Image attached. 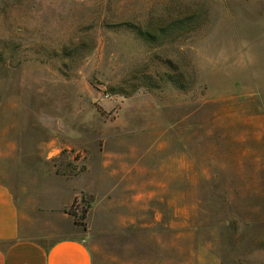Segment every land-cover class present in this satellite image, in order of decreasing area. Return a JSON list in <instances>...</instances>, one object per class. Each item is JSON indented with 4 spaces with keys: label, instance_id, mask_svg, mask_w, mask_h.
I'll list each match as a JSON object with an SVG mask.
<instances>
[{
    "label": "rangeland",
    "instance_id": "obj_1",
    "mask_svg": "<svg viewBox=\"0 0 264 264\" xmlns=\"http://www.w3.org/2000/svg\"><path fill=\"white\" fill-rule=\"evenodd\" d=\"M1 53L0 181L92 187L94 264H264V0H0Z\"/></svg>",
    "mask_w": 264,
    "mask_h": 264
},
{
    "label": "crops",
    "instance_id": "obj_2",
    "mask_svg": "<svg viewBox=\"0 0 264 264\" xmlns=\"http://www.w3.org/2000/svg\"><path fill=\"white\" fill-rule=\"evenodd\" d=\"M76 179L48 175L19 195L0 181V264H94L86 231L69 213L92 187L66 197L59 193Z\"/></svg>",
    "mask_w": 264,
    "mask_h": 264
},
{
    "label": "trees",
    "instance_id": "obj_3",
    "mask_svg": "<svg viewBox=\"0 0 264 264\" xmlns=\"http://www.w3.org/2000/svg\"><path fill=\"white\" fill-rule=\"evenodd\" d=\"M181 23H186V20H182V22H180V24ZM176 27H178L177 24H176ZM139 33L142 34V32H139ZM7 63H8V61L5 57V55L3 53H1L0 54V66L6 67ZM67 154H68V150L64 149L61 151L60 155L57 158H54V166L56 167V173L63 174L66 176H76L79 174V172H76L74 170L72 162H71V160H69V157L67 156ZM84 170H85V168H82L80 171H84ZM76 202H77V198L75 199L73 205L69 209V213L75 217L76 224L84 225L83 221L86 219L88 209L84 208L82 210V213L79 216L77 214L75 208H74V205Z\"/></svg>",
    "mask_w": 264,
    "mask_h": 264
}]
</instances>
